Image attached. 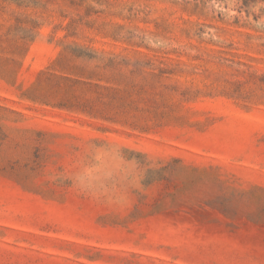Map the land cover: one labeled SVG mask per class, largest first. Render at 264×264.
Here are the masks:
<instances>
[{"label":"rangeland","instance_id":"rangeland-1","mask_svg":"<svg viewBox=\"0 0 264 264\" xmlns=\"http://www.w3.org/2000/svg\"><path fill=\"white\" fill-rule=\"evenodd\" d=\"M0 264H264V0H0Z\"/></svg>","mask_w":264,"mask_h":264}]
</instances>
